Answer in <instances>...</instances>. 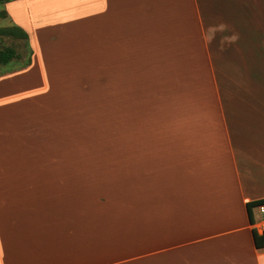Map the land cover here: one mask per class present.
<instances>
[{"label":"crops","instance_id":"crops-1","mask_svg":"<svg viewBox=\"0 0 264 264\" xmlns=\"http://www.w3.org/2000/svg\"><path fill=\"white\" fill-rule=\"evenodd\" d=\"M3 10L31 54L0 74V264H264V0Z\"/></svg>","mask_w":264,"mask_h":264},{"label":"rangeland","instance_id":"rangeland-1","mask_svg":"<svg viewBox=\"0 0 264 264\" xmlns=\"http://www.w3.org/2000/svg\"><path fill=\"white\" fill-rule=\"evenodd\" d=\"M8 25H10V22L7 20V18L0 17V27L8 26ZM4 46L13 47L15 51L17 52L19 58L15 61L8 63L7 65L0 66V74L6 71L11 72V70L22 68L24 64L26 63V59L28 55V49L25 43L22 40H16V39L7 38V37H0V48ZM28 48L30 50L29 46ZM101 143L106 144L108 143V141L100 140V143H98L97 141H95L94 137H91V136H86L84 141L82 142L77 141L73 149V153L76 157L75 160L79 159L77 162L89 164V162L94 159V155L92 154V152L96 151L97 146H99V144ZM102 148L104 149H102L101 151H103L104 153L110 150H113V149L107 148L106 146H103ZM83 155L85 156L77 157V156H83ZM86 167L90 169L88 166Z\"/></svg>","mask_w":264,"mask_h":264},{"label":"trees","instance_id":"trees-1","mask_svg":"<svg viewBox=\"0 0 264 264\" xmlns=\"http://www.w3.org/2000/svg\"><path fill=\"white\" fill-rule=\"evenodd\" d=\"M10 1H14V0H0V17L1 18H5V12L3 10V5L7 2ZM0 37H7V38H13L16 40H22L27 49H28V55H27V59H26V63L24 64V66H26L29 61H30V54L31 51L28 48V44H27V36L25 34V32L23 30H21L20 28H18L15 25H8V26H3L0 27ZM18 54L15 51V49L11 46H4L2 48H0V66H4L7 65L8 63L17 60ZM23 66V67H24ZM256 201L251 202L249 204H246V211H247V215H248V219H249V223L253 224V220H252V207L254 206ZM251 233H252V237H253V241L254 244L257 245L259 242L262 243L264 242V230L262 231L261 235H257L255 230L252 228L251 229Z\"/></svg>","mask_w":264,"mask_h":264},{"label":"built area","instance_id":"built-area-1","mask_svg":"<svg viewBox=\"0 0 264 264\" xmlns=\"http://www.w3.org/2000/svg\"><path fill=\"white\" fill-rule=\"evenodd\" d=\"M252 214L255 216L256 224L263 229L264 228V198L255 202L252 207ZM261 247L264 249V242Z\"/></svg>","mask_w":264,"mask_h":264}]
</instances>
